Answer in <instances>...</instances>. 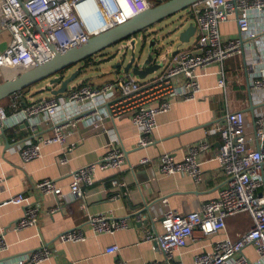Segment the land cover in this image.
Listing matches in <instances>:
<instances>
[{"label":"built area","instance_id":"obj_1","mask_svg":"<svg viewBox=\"0 0 264 264\" xmlns=\"http://www.w3.org/2000/svg\"><path fill=\"white\" fill-rule=\"evenodd\" d=\"M153 4L151 0H0V34L8 33L4 37L7 45L0 51V75L3 80L16 77L35 63L50 60L54 51L81 44ZM189 14L196 39L189 49L171 53L162 72L144 81L123 75L98 86L83 84L63 96L30 99L23 104L20 94L15 93L9 101V97L0 101V132L22 123L32 131L38 126L50 127L48 135L18 144L17 151L27 162L40 155L42 146L57 144L64 152L60 161L66 162L65 155L71 149L65 146L67 137L79 122L106 131L110 140L105 154L70 174L67 193L77 196L82 184L93 183L96 169H121L125 164V154L116 145L118 135L105 125L107 117L116 120L127 116L137 130V146H149L154 143L157 116L167 112L175 101L195 99L202 89L200 78L214 75L215 88L224 101L222 122L208 128L205 138L187 145L181 160L170 152L160 154L158 172L188 175L195 184L201 183L198 157L209 147L207 135L217 134L220 143L216 159L226 184L213 198L200 203L197 210L180 213L167 208L160 217L162 232L147 231L143 236L163 258L145 264H184L180 251L198 237L208 238L210 249L196 252L193 264H264V0H198L189 6ZM97 21L101 23L95 24ZM225 23H233L235 32L222 33L220 27ZM131 41L122 47L134 50ZM236 56L244 58L250 98L262 104L251 123L243 109H233L228 104L231 79L224 64ZM149 161L143 157L139 163ZM35 188L44 195L59 197V201L66 198L67 193L55 179H42ZM118 196L112 195L111 199ZM6 203L25 207L14 228L37 223L39 205L33 204L30 196L18 192L10 195ZM240 214L249 217V227L232 238L227 222ZM88 222L95 233H113L128 226L125 219H115L109 213L88 215ZM59 239L80 242L86 236L79 229L66 231ZM246 247H252L254 254L245 252ZM4 249L6 243L0 235V250ZM118 250L117 244L105 248L108 253ZM47 257L46 248H39L20 257L16 264H34Z\"/></svg>","mask_w":264,"mask_h":264},{"label":"crops","instance_id":"obj_2","mask_svg":"<svg viewBox=\"0 0 264 264\" xmlns=\"http://www.w3.org/2000/svg\"><path fill=\"white\" fill-rule=\"evenodd\" d=\"M190 19L192 21L181 22L184 27L193 22L191 16ZM155 25L147 33L144 32L142 43L156 38L153 35ZM220 28L222 33L236 30L233 23L222 24ZM4 37L0 34V51L7 45ZM195 39L194 32L189 41L177 42V46L185 44L181 49H189ZM168 52L167 47L161 51L156 67L152 68L153 75L165 68L167 58L173 51ZM243 64V56L225 61L224 66L231 79L228 104L233 109H243L251 123L262 104L249 96ZM115 72L117 75L114 78L99 83L82 80L70 85L69 89L85 83L102 85L116 79L119 73ZM200 84L202 89L195 95V99L175 101L167 112L157 116L152 145L137 146V130L127 116L116 120L107 117L105 125L118 135L116 145L125 154V164L121 169H96L93 172V183L82 184L81 193L77 196L67 193L70 174L105 154L110 140L106 131H97L89 124L79 122L67 137L65 146L71 149L65 155L66 162L60 161L64 152H61L57 144L42 146L40 155L27 162L21 159L17 151L18 144L34 142L37 136L48 135L50 127L38 126L36 131H32L22 123L0 132V171L3 173L0 176V235L6 243V249L0 250V264H16L20 257L39 248H46L48 257L34 264H118L120 261L145 264L153 259H162V253L143 240L145 232H162L160 217L167 208L180 213L197 210L200 203L214 197L226 184V177L216 159L220 143L217 134L207 135L209 147L198 157L202 170L201 183L195 184L188 175H162L158 172L160 154L170 152L176 160H181L187 145L205 138L208 128L223 120L224 101L222 93L215 88V76H202ZM39 86L41 85L32 86L19 93L20 104L29 102L30 99L52 96L44 95L50 86L45 85L46 89ZM9 99L10 97L7 101ZM143 157L150 161L140 164L139 160ZM45 178L55 179L64 193H67L66 198L62 197L59 201V197L40 193L35 188V183ZM18 192L30 196L31 202L38 203L40 209L37 223L23 229L14 228V224L24 213V205L6 203L10 195ZM115 194L119 196L111 199ZM54 208L57 209L52 211ZM99 213L123 218L128 226L113 233H95L90 228L88 215ZM248 227L249 217L246 214L232 217L227 222V232L232 238ZM79 229L86 236L84 241H60L62 233ZM111 244L119 246L117 253L105 252V248ZM203 248L210 249L209 240L198 237L180 251L179 257L184 264H193L194 254ZM245 252L254 254L252 247H246Z\"/></svg>","mask_w":264,"mask_h":264},{"label":"water","instance_id":"obj_3","mask_svg":"<svg viewBox=\"0 0 264 264\" xmlns=\"http://www.w3.org/2000/svg\"><path fill=\"white\" fill-rule=\"evenodd\" d=\"M196 1L198 0L162 1L131 16L121 24L89 37L84 43L70 47L65 51H54V55L50 60L43 63H35L31 69L20 75L2 80L0 82V101L45 80H48L49 86H54L49 88L51 95L64 93L69 83L79 73V69H74V71L67 75L66 72L71 67L83 62L87 57L102 51L108 46L146 31L152 25L158 24L167 17L188 8ZM194 32L195 25L193 22H189L186 27H184L183 23H180L170 32L172 34L167 36V42L163 45L164 47L159 46L157 38L143 42V46L149 42L146 50L142 48L138 57H135L133 53L126 62L122 58L121 62H118L115 67L118 71L123 70V72H130V68L135 75H140L144 71L150 72L152 70V62L161 54L163 49L170 47L176 42L185 43L189 41ZM171 35H173V39H169ZM62 71H65L63 76L61 75Z\"/></svg>","mask_w":264,"mask_h":264},{"label":"rangeland","instance_id":"obj_4","mask_svg":"<svg viewBox=\"0 0 264 264\" xmlns=\"http://www.w3.org/2000/svg\"><path fill=\"white\" fill-rule=\"evenodd\" d=\"M186 20L192 21L190 19V16H189V7L167 17L166 19L162 20L161 22H159L158 24L153 26V28L156 29L153 32V35H155V37L158 39V43L160 44L159 46L165 45L167 42V36L169 34H172L170 32L173 31V29L177 25H179L181 22H184ZM149 30L150 29H148L146 31L148 32ZM146 31H144V32H146ZM144 32H141V33H138L134 36H131V37H135V39H136V43L134 45V47H135L134 50H132L130 47H128L126 49H124V48L120 49L122 46L128 44V41L131 38L130 37V38H127L125 40L120 41L119 43L108 46L107 48L103 49L102 51L96 53V55L93 56L91 59H89L87 62L86 61L81 62V63L76 64L75 66L71 67L70 70L66 72L67 75L69 73H71L72 71H74V69H79V73L75 77V79H73L69 83V86L74 84V83H78L82 80L93 82V83H99V82H102L106 79L114 78V76L117 75V73L115 71H117L119 73V76H122L123 74H125V72H123V70L118 71L117 68L115 67V65H117L118 62H121L122 58H124V62H126L127 59H129L133 53H134L135 57H138L142 48H143V50L147 49L149 42L143 46L142 40H141ZM2 35L5 37H8L7 32L2 33ZM169 39H173V35H171L169 37ZM150 40L151 39H148V41H150ZM183 47H185V44H180V46H177V42L173 43L170 47H167L168 51H169L168 53H170L171 51H176L177 49H181ZM124 51L126 53H124ZM158 59H159V57L157 56L155 61L152 62L151 68L154 69L156 67ZM153 69L150 72L144 71L140 75L139 74L135 75V74H133L132 70L129 68L130 72H128V73H130V75L132 77H134L136 80L144 81V80H148L152 77V75L154 73ZM155 71H156V69H155ZM48 84H49L48 80H45V81H42L36 85L37 86L41 85L39 87L44 88V87L48 86ZM69 86H68V89H69ZM49 88H51V87H48V89H47L48 91L45 92L46 94H44V95H50ZM44 89H46V88H44Z\"/></svg>","mask_w":264,"mask_h":264},{"label":"bare ground","instance_id":"obj_5","mask_svg":"<svg viewBox=\"0 0 264 264\" xmlns=\"http://www.w3.org/2000/svg\"><path fill=\"white\" fill-rule=\"evenodd\" d=\"M153 5H154V4H153ZM153 5H152V6H153ZM132 16H133V15H132ZM129 18H130V17H129ZM129 18H128V19H129ZM98 23H101V21H97V22H95V24H98ZM96 28L98 29L99 27L97 26ZM106 30H107V29H106ZM94 35H96V34H94ZM92 36H93V35H92ZM90 37H91V36H90ZM128 38H130V37H128ZM131 39H133V41H131V44L133 45L132 47H134V45H135V43H136V39H135V37H131L129 40H131ZM134 39H135V40H134ZM84 42H85V41H84ZM84 42H82V43H84ZM118 43H119V42H118ZM79 44H80V43H78V44H76V45H74V46H77V45H79ZM122 48H123V47H121L120 49H122ZM124 49H126V48H124ZM125 51H126V50H125ZM125 51H124V53H126ZM173 52H175V51H173ZM173 52H172V53H173ZM169 56H170V55H169ZM83 62H84V61H83ZM123 75H129V76H131L130 73H128V72H125V74H123ZM123 75H122V76H123ZM119 77H121V76H118L117 78H119ZM131 77H132V76H131ZM117 78H116V79H117ZM133 78H134V77H133ZM2 80H3V79H2ZM2 80H1V81H2ZM114 80H115V79H114ZM111 81H113V80H111ZM107 82H108V81H107ZM85 84H87V83H85ZM81 85H83V84H80V85H78V86H81ZM48 86H49V84H48ZM92 86H93V85H92ZM50 87H51V85H50ZM75 87H77V86H74V87H72V88H75ZM72 88H70V89H72ZM70 89L67 88V90H66L64 93H62V94H58V95H52L51 97H54V96L57 97V96H59V95L62 96V95H64L67 91H69ZM18 93H19V92H18ZM49 98H50V97H49ZM42 99H47V98H42ZM156 119H157V118H156ZM152 144H153V143H152ZM152 144H151V145H152ZM212 198H213V197H212ZM210 199H211V198H210ZM207 200H209V199H207ZM205 201H206V200H205ZM104 214H108V213H104ZM111 215H112V214H111ZM136 215H138V213H137ZM112 216H113V215H112ZM113 218H114V217H113ZM115 219H119V218H115ZM118 251H119V250H118ZM116 253H117V252H116Z\"/></svg>","mask_w":264,"mask_h":264},{"label":"trees","instance_id":"obj_6","mask_svg":"<svg viewBox=\"0 0 264 264\" xmlns=\"http://www.w3.org/2000/svg\"><path fill=\"white\" fill-rule=\"evenodd\" d=\"M151 1H153L154 2V5L155 4H158V3H160V2H162V1H159V0H151ZM96 54H94V55H92V56H89V57H87L85 60H84V62L86 61H88L89 59H91L93 56H95ZM65 74V71H62V73H61V75L63 76ZM29 88H27V89H24L23 91H21V92H24V91H26V90H28ZM21 92H19V93H21Z\"/></svg>","mask_w":264,"mask_h":264}]
</instances>
